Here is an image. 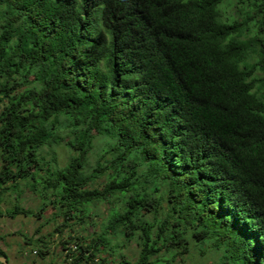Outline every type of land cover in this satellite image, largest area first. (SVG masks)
Wrapping results in <instances>:
<instances>
[{
    "label": "trees",
    "instance_id": "1",
    "mask_svg": "<svg viewBox=\"0 0 264 264\" xmlns=\"http://www.w3.org/2000/svg\"><path fill=\"white\" fill-rule=\"evenodd\" d=\"M231 2L0 0V196L25 182L58 232L111 206L62 264H264V0Z\"/></svg>",
    "mask_w": 264,
    "mask_h": 264
},
{
    "label": "rangeland",
    "instance_id": "2",
    "mask_svg": "<svg viewBox=\"0 0 264 264\" xmlns=\"http://www.w3.org/2000/svg\"><path fill=\"white\" fill-rule=\"evenodd\" d=\"M237 2L238 0H232L231 3L225 5L228 7L224 8L227 15L239 16L240 6L236 7ZM98 144L99 142H97ZM50 156L47 155V158ZM56 157L57 166L64 167L68 163L71 153L65 146H61L56 150ZM90 161L91 166L94 167L96 156L92 155ZM2 166L0 157V170ZM103 182L104 179H102V184ZM43 204L40 195L25 182L20 184V188L12 189L0 196V211L4 215L0 217V249L8 255L9 264H62L71 253L67 249L70 247L73 248V251L76 249L74 248L75 243L73 244L71 239L78 236L91 238L94 233H100L110 217L111 210V206L107 203L96 204L84 226L75 225V221H71L69 224L72 225V228H65L62 232H58V228H63L65 218L58 214V209L50 205H47L42 212L40 209ZM17 205L36 214L42 213V217L18 216L16 219L7 217L6 212ZM57 214L59 216L54 218V215ZM111 239L113 248L115 246H120V248H115L114 251L108 252L102 257H109L111 253L115 255V258L117 257V260H120L121 257L117 256L120 254L133 263L137 260L139 247L136 239L131 241L117 237H111ZM38 240H41L43 244L36 242ZM42 245L47 247L48 254L45 259L40 256L38 251ZM215 261L213 253L208 252L203 255L193 248L191 254L178 257L171 264H214Z\"/></svg>",
    "mask_w": 264,
    "mask_h": 264
},
{
    "label": "water",
    "instance_id": "3",
    "mask_svg": "<svg viewBox=\"0 0 264 264\" xmlns=\"http://www.w3.org/2000/svg\"><path fill=\"white\" fill-rule=\"evenodd\" d=\"M1 264H9L8 259L6 257H0Z\"/></svg>",
    "mask_w": 264,
    "mask_h": 264
}]
</instances>
